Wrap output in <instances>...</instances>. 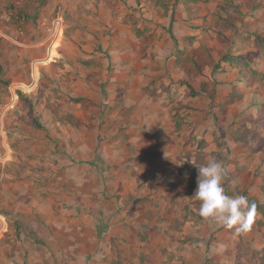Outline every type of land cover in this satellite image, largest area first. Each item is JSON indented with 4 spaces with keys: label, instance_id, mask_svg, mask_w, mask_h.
<instances>
[{
    "label": "rangeland",
    "instance_id": "rangeland-1",
    "mask_svg": "<svg viewBox=\"0 0 264 264\" xmlns=\"http://www.w3.org/2000/svg\"><path fill=\"white\" fill-rule=\"evenodd\" d=\"M58 13L64 22L57 25L53 40L49 28ZM217 15L216 10L212 29H217ZM83 22L48 0H0V264L98 263L92 252L96 229L90 223L104 215L107 189L119 197L116 190L124 185L100 161L97 146L85 140L90 154L84 157L83 146L71 138L78 133L88 138L97 123L89 111L92 105L105 103L90 97L91 88L100 94L97 80L105 56L74 47L75 27ZM64 36L70 39L67 45ZM59 38L53 59L39 61ZM227 50L217 46L194 50L188 89L196 95L209 87L210 138H195L188 145L186 159L175 168L182 180L170 186L173 194L164 211L168 221L147 232L152 241L160 239L150 244L152 250L148 246L141 251L143 255L133 252L129 264H173L176 250L189 253L182 254L180 264L193 261L192 253L196 264H264V146L263 151L258 148L264 143V73L248 68L243 76L238 56L231 52L234 47ZM252 85H260L263 92L251 91ZM76 90L81 95H75ZM243 135L246 138L240 141ZM212 158L228 170L226 193L244 195L255 205L245 233L234 235L198 214L200 202L194 196L198 168ZM95 185L102 194H95ZM179 187L183 189L178 191ZM153 213L146 210L145 217L159 220L161 212ZM82 235L86 241L78 240ZM163 236L169 239L162 241Z\"/></svg>",
    "mask_w": 264,
    "mask_h": 264
},
{
    "label": "crops",
    "instance_id": "crops-1",
    "mask_svg": "<svg viewBox=\"0 0 264 264\" xmlns=\"http://www.w3.org/2000/svg\"><path fill=\"white\" fill-rule=\"evenodd\" d=\"M215 1L48 0L49 5L61 4L72 18L80 16L84 20V26L75 27L72 37L76 50L105 56L97 80L100 94L94 88L90 91V97L105 102L92 105L89 111L97 123L88 138L81 133L71 137L75 145L83 146L84 157L90 154L84 146H97L100 161H105L114 180L124 185L116 190L119 197L107 189V209L103 216L97 213L94 224L90 223L96 229L92 252L96 253L97 264H118L119 260L129 264L133 252L139 256L148 246L152 250L150 244L160 238L152 241L153 235L147 232L168 221L164 211L173 194L170 186L182 180L175 168H180L195 138H210L209 87L196 95L189 94L188 89L196 47L207 50L217 46L228 52L231 45L243 76L248 68L264 73V0H218L217 7ZM216 10L217 29H212ZM56 19L63 24L61 13ZM66 23L70 26L68 20ZM60 38L49 45L46 59L39 61L53 59ZM64 38L65 45L70 43L68 37ZM36 70L33 65L34 79ZM253 90L263 92L260 85H252ZM80 93L74 91L75 95ZM85 140H90L88 145ZM96 186L95 194H102ZM149 209L154 215L161 212L159 220L145 217ZM84 238L82 235L78 240L86 241ZM166 239L163 236L162 241ZM183 253L189 254L187 250L175 251L173 264H180ZM194 257L192 253L193 261L188 264H196Z\"/></svg>",
    "mask_w": 264,
    "mask_h": 264
},
{
    "label": "clouds",
    "instance_id": "clouds-1",
    "mask_svg": "<svg viewBox=\"0 0 264 264\" xmlns=\"http://www.w3.org/2000/svg\"><path fill=\"white\" fill-rule=\"evenodd\" d=\"M228 170L222 161L212 158L198 168L195 199L200 202L198 214L206 222L233 230L240 235L250 230L255 205L244 195L229 196L224 187Z\"/></svg>",
    "mask_w": 264,
    "mask_h": 264
},
{
    "label": "built area",
    "instance_id": "built-area-1",
    "mask_svg": "<svg viewBox=\"0 0 264 264\" xmlns=\"http://www.w3.org/2000/svg\"><path fill=\"white\" fill-rule=\"evenodd\" d=\"M57 25L59 27L62 26L61 22L59 19L54 18V20L52 21V26L51 28H49V33L52 36V39L54 40V38L56 37V31H57ZM61 29V28H60ZM2 34V33H1ZM61 34V33H60Z\"/></svg>",
    "mask_w": 264,
    "mask_h": 264
},
{
    "label": "trees",
    "instance_id": "trees-1",
    "mask_svg": "<svg viewBox=\"0 0 264 264\" xmlns=\"http://www.w3.org/2000/svg\"><path fill=\"white\" fill-rule=\"evenodd\" d=\"M245 138H246V135H243L239 140H240V141H244ZM262 146H264V143H259V144H258V148H260V150L263 151V147H262ZM249 203H250V204H253L251 201H249Z\"/></svg>",
    "mask_w": 264,
    "mask_h": 264
}]
</instances>
